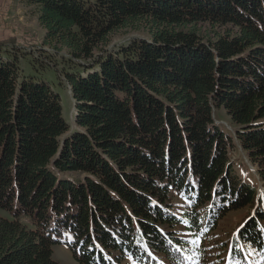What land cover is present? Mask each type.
<instances>
[{
    "label": "trees",
    "instance_id": "16d2710c",
    "mask_svg": "<svg viewBox=\"0 0 264 264\" xmlns=\"http://www.w3.org/2000/svg\"><path fill=\"white\" fill-rule=\"evenodd\" d=\"M26 2L66 51L77 129L21 61L52 68L0 52V264H59L57 243L77 264H208L228 248L208 244L216 222L238 211L232 256L242 244L264 264V192L231 157L240 148L264 183V0ZM122 29L144 37L108 50Z\"/></svg>",
    "mask_w": 264,
    "mask_h": 264
},
{
    "label": "rangeland",
    "instance_id": "374dc122",
    "mask_svg": "<svg viewBox=\"0 0 264 264\" xmlns=\"http://www.w3.org/2000/svg\"><path fill=\"white\" fill-rule=\"evenodd\" d=\"M26 1L27 0H3L0 3V44L2 45L0 46V52L5 53L14 49L21 54V58L29 54L38 62V65H42V67L49 65V67L52 68L44 71H37L31 66L27 57L21 61L24 74L30 76L37 74L36 77L44 79L54 88V91L59 94L62 105V116L70 127L69 132H73L77 129L74 122L77 114V107L70 93V88L68 87L66 79L63 73L60 72L61 64L58 61L62 59V55L66 54V51L60 50L57 52L49 45L44 44L45 31L38 24L35 7L28 5ZM143 37L144 35L140 32L131 31L129 29L118 30L110 37L108 50H114L119 46L127 45L132 39H140ZM83 62L84 61L80 64ZM59 80L61 85H59ZM215 117L216 122L218 121L217 124L234 131L233 127L225 118V113L223 111L218 110ZM231 157L235 171L239 177L251 183L259 193L264 192V183L258 179L255 168L251 165L243 151L238 148L231 153ZM65 177L76 182H82L84 179L83 175L76 173H68ZM247 215L248 212L243 211L226 214L219 222H216L217 227L214 234H216L217 237L215 236L212 238L211 242L208 244H220L222 241L228 242V238L230 240V237L235 235L236 229L244 222ZM23 222L26 221L23 220ZM209 247H211V245H209ZM52 252L54 260L59 264H77L72 256L70 248L65 243L54 244L52 246ZM223 253L226 258V252L224 251ZM190 254L191 253L183 256L190 259ZM254 264H258L257 260Z\"/></svg>",
    "mask_w": 264,
    "mask_h": 264
},
{
    "label": "built area",
    "instance_id": "2783aa9c",
    "mask_svg": "<svg viewBox=\"0 0 264 264\" xmlns=\"http://www.w3.org/2000/svg\"><path fill=\"white\" fill-rule=\"evenodd\" d=\"M3 0H0V3L2 2Z\"/></svg>",
    "mask_w": 264,
    "mask_h": 264
},
{
    "label": "snow or ice",
    "instance_id": "6c2138e0",
    "mask_svg": "<svg viewBox=\"0 0 264 264\" xmlns=\"http://www.w3.org/2000/svg\"><path fill=\"white\" fill-rule=\"evenodd\" d=\"M193 243H195V241H193Z\"/></svg>",
    "mask_w": 264,
    "mask_h": 264
}]
</instances>
